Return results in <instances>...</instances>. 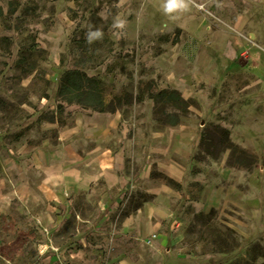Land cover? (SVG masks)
<instances>
[{
    "label": "rangeland",
    "instance_id": "1",
    "mask_svg": "<svg viewBox=\"0 0 264 264\" xmlns=\"http://www.w3.org/2000/svg\"><path fill=\"white\" fill-rule=\"evenodd\" d=\"M164 3L0 0V264H264V0ZM73 127L145 154L62 200Z\"/></svg>",
    "mask_w": 264,
    "mask_h": 264
},
{
    "label": "crops",
    "instance_id": "2",
    "mask_svg": "<svg viewBox=\"0 0 264 264\" xmlns=\"http://www.w3.org/2000/svg\"><path fill=\"white\" fill-rule=\"evenodd\" d=\"M119 124L120 119L114 118L110 129L117 128ZM110 129H97L89 135H79L80 130L76 127L57 132V139L62 141V148L59 156L61 188L58 187L56 194H61L62 200L71 188L88 186L98 179H102L109 188L117 187L123 178L120 170L124 159L134 158L140 153L145 154L144 142L135 136L120 137L116 149L106 144ZM34 167L41 169L44 175L48 176L55 170L43 166ZM151 167L147 156L146 161L135 171L134 177H149Z\"/></svg>",
    "mask_w": 264,
    "mask_h": 264
},
{
    "label": "trees",
    "instance_id": "3",
    "mask_svg": "<svg viewBox=\"0 0 264 264\" xmlns=\"http://www.w3.org/2000/svg\"><path fill=\"white\" fill-rule=\"evenodd\" d=\"M219 134H221V136L215 138L219 139L224 148L230 149L226 162L232 166H241L248 170L252 169L253 165L256 164L255 155H252L233 144L229 139V134L226 130H223L222 133L220 131ZM235 154H237V156L234 158Z\"/></svg>",
    "mask_w": 264,
    "mask_h": 264
},
{
    "label": "clouds",
    "instance_id": "4",
    "mask_svg": "<svg viewBox=\"0 0 264 264\" xmlns=\"http://www.w3.org/2000/svg\"><path fill=\"white\" fill-rule=\"evenodd\" d=\"M188 8L187 0H165L163 9L165 13H173L177 11H186ZM122 26V25H118ZM96 35H100L97 33Z\"/></svg>",
    "mask_w": 264,
    "mask_h": 264
}]
</instances>
